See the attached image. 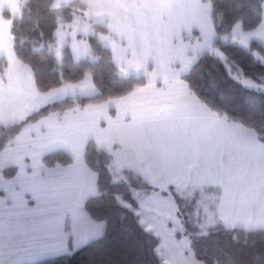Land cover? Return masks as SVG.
I'll list each match as a JSON object with an SVG mask.
<instances>
[{"label":"crops","instance_id":"0c3cea01","mask_svg":"<svg viewBox=\"0 0 264 264\" xmlns=\"http://www.w3.org/2000/svg\"><path fill=\"white\" fill-rule=\"evenodd\" d=\"M79 1L86 17L60 24L56 44L74 60L92 57L88 20L104 26L101 44L124 78L145 85L126 97L51 113L28 124L0 152V264H32L73 252L104 233L103 222L85 210L97 195V173L85 162L90 141L106 151L118 171H132L154 186L140 196L142 226L160 240L165 264H204L197 260L170 188L219 194L212 226L264 230V144L242 125L217 116L182 80L205 52H216L210 0ZM8 11L20 15L19 0H0V122L10 125L55 101L98 93L90 76L48 93L36 87L32 69L12 50ZM225 41L264 47L260 26L244 32L236 24ZM244 43V44H242ZM62 151L72 162L46 167V155ZM14 169L10 176L6 170ZM205 218V217H204ZM204 223V220H202Z\"/></svg>","mask_w":264,"mask_h":264},{"label":"trees","instance_id":"16d2710c","mask_svg":"<svg viewBox=\"0 0 264 264\" xmlns=\"http://www.w3.org/2000/svg\"><path fill=\"white\" fill-rule=\"evenodd\" d=\"M19 1L20 15L13 17L5 11L4 17L10 24L12 50L22 63L32 69L38 91L48 93L90 76L98 93L89 98L55 101L21 122L10 125L0 122V152L28 124L51 113L126 97L146 82L144 78L120 75L111 52L99 39V35L108 32L104 26L87 21L90 24L88 40L92 57L76 61L69 47L60 49L57 46L55 32L60 24L72 22L76 17L87 19L86 7L79 1L63 5H58L56 0ZM210 3L212 21L219 37L230 35L237 23L242 24L245 32H251L262 22L264 0H210ZM215 46L226 55L232 71L213 54L204 53L182 80L217 116L253 130L264 144V63L252 54L253 50L264 54V47L252 42L246 49L236 43L219 40ZM4 62L2 58L1 73ZM237 68L258 88L247 87L238 80L234 76ZM43 162L46 167L68 165L72 158L57 151L46 155ZM85 162L97 173L98 184V193L87 199L85 210L92 219L104 223L103 235L73 252L32 264H165L157 254L160 240L142 226L136 213L139 198L133 196L134 192H139L141 197L148 195L154 192V187L135 172L118 171L110 155L94 141L86 146ZM6 173L12 176L15 170L8 169ZM186 190H194L199 195L201 192L213 194L214 203L219 197L212 188ZM179 191L182 190L170 188L168 194L175 201L184 234L189 237L197 260L204 264H264V230H228L220 225L203 229L199 195L185 198L179 195Z\"/></svg>","mask_w":264,"mask_h":264},{"label":"rangeland","instance_id":"374dc122","mask_svg":"<svg viewBox=\"0 0 264 264\" xmlns=\"http://www.w3.org/2000/svg\"><path fill=\"white\" fill-rule=\"evenodd\" d=\"M238 24V23H237ZM241 24V23H239ZM242 25V24H241ZM243 29V28H242ZM233 30V29H232ZM244 31V30H243ZM245 32V31H244ZM226 38V37H225ZM225 38H221L219 36L216 37V41L215 43L219 40L220 42H223V43H227V42H230V41H225ZM233 43V42H231ZM237 44V43H236ZM244 44V43H242ZM239 45V44H238ZM249 46V45H248ZM247 45L245 46L246 49H248ZM216 47V46H215ZM242 47V46H241ZM244 47V46H243ZM216 49V52H205V53H210V54H213L215 57H217L221 62H223L227 69H229L230 71L231 70V67L228 66V63H227V57L226 55L219 49V48H215ZM264 50V49H263ZM204 54V53H203ZM202 54V55H203ZM252 54L253 56L255 57V59H259L262 63H264V54L261 53L260 51H257V50H253L252 51ZM201 56V55H200ZM199 56V57H200ZM198 60V59H197ZM196 60V62H197ZM195 62V63H196ZM194 63V64H195ZM194 66V65H193ZM191 70V69H190ZM187 74V73H186ZM234 76L240 80L245 86L247 87H250V88H258V85L256 83H254L252 80L250 79H245L243 77V73L242 71L237 68V71L234 72ZM121 178H118L117 180H120ZM143 179V178H142ZM144 180V179H143ZM146 181V180H144ZM147 182V181H146ZM150 184V183H149ZM152 186V185H151ZM154 187V186H153ZM134 192V191H133ZM135 194H133L134 196ZM179 195L181 197H185V198H192V197H195V196H198L199 194L194 191V190H182V191H179ZM213 194L212 195H208L206 193H203L201 192L200 195L198 196L199 197V202H198V206H199V209L201 211H199V213H201V216H204L205 218L203 219L204 220V223H201V228L203 229H208L210 227H214L212 226L211 222L209 221V219H211V217L214 216V212H212V209H211V206L214 207V202L213 201ZM210 199V200H209ZM212 203V204H211ZM125 204V203H124ZM178 211V210H177Z\"/></svg>","mask_w":264,"mask_h":264}]
</instances>
